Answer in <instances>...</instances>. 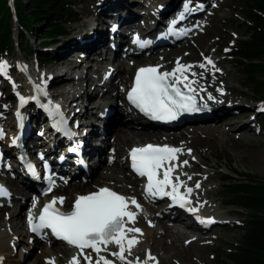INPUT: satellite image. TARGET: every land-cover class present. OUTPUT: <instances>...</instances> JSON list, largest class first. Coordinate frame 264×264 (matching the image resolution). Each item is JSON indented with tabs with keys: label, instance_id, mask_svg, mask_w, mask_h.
Instances as JSON below:
<instances>
[{
	"label": "bare ground",
	"instance_id": "bare-ground-1",
	"mask_svg": "<svg viewBox=\"0 0 264 264\" xmlns=\"http://www.w3.org/2000/svg\"><path fill=\"white\" fill-rule=\"evenodd\" d=\"M99 1H97V4L95 5V8L93 9H85V13H91L92 15L89 18L84 20L80 23L77 27H74V29H79L76 31L78 32L81 28H84L85 26H90L89 31H87L84 35H76L78 36V39H76V36L70 39H67L66 41H63V47H58L59 51L56 54H53V60L50 63L49 66H51V69L55 71V74L57 77L59 76H67L64 75L61 68L67 67L68 71L67 74L71 75L73 79L67 80L69 85L75 87L80 84L81 81H85V85L91 83L93 85L92 91L86 92L78 91L77 88L74 90H62L59 92H54L59 97H66L65 101L69 100V104H64L63 108L66 110V108H69L67 112L70 113V118L74 119L77 116L79 126L81 125V120L83 122L87 121L90 122V127H88V134L80 135L78 133L75 137L71 139V142H81L83 144V151L81 154V157L83 158L85 164L87 165V170H84L79 165V160L76 155H67L65 152L59 154L55 149H51L50 146L48 147L47 139H40V130L36 126V122L31 119L30 117H27L20 106L18 109L13 113L14 121L17 122L20 126H27L29 129L26 130V149L31 154L32 151L36 149H42L44 153V159H47L50 161L51 164L54 165L55 169H57V173H60L59 168L61 169L64 178L67 177V173L69 172L65 171L64 168L66 166L67 162L70 160H73L76 164V169L73 171V173H70L68 176L69 179H73V181L66 180L63 181V179H57L56 184L53 185V189L49 195H44L45 201L50 202L53 198H60L64 197L63 203H57L56 205L59 208H63L68 206L71 208V202L73 201V198L78 195L85 193L87 191L81 192L80 190H95L94 189H87L90 188L92 185L97 184L101 181H114L117 183V189L123 196L135 198L138 203L142 202V199H140V189H138V182L136 178H133L130 175L125 174V170H123V158H121L122 152L125 150V148L129 147L130 144H139L144 142H153L157 144H161L162 146L168 145L170 147L180 148L182 149V152L178 154V157L182 156L183 158H188L187 162L189 164H195L197 163L196 160L192 159L190 157L191 151L189 153V149L187 146L192 145L193 143L195 146L199 144V142H203L204 144L207 143V139H215L216 137H219V140H224L226 142L225 132L222 128L218 127V124L222 122L225 119H232L236 120L239 118V111L236 112L233 116H227V118H223L225 114L233 113L234 111L238 110L240 107L239 105L242 104V102L235 99L237 95L240 94H246L244 91L239 90L238 87L232 85L229 81H226V75L231 74L229 71L225 69H221L222 66V60L215 58L212 55H208L207 51H203V55L206 56V58L211 59L212 64L209 65L206 62V59H202L199 56L200 62H192V63H186L184 56H176L179 57V63L184 65H192V68L186 75H188L189 80L195 81V83L192 85L193 88L196 90L195 93L203 94L211 97L208 101L210 102H217V104H214L210 110L207 112H198V113H189L182 122L170 124V125H162V131H153V130H144L139 125V122L142 118L137 116L133 111H127V109H124L123 107H120L121 102H116L112 105L110 102L104 103L105 96L114 95L117 93H120L121 88L120 86L127 81V76L131 74L133 69L139 65V64H145L144 62H149L152 64H155L159 71L161 72H171L175 67L177 63H172V66L169 67V62H164L166 60L170 59V56L173 53H179L183 50V46L188 47V36H186L181 41H178L174 43V45H168L167 43L162 45H156L154 47H149L148 43H151L152 41H149L147 43V48L144 50V54H140L141 56H138V53L131 52V49L133 48L134 40H143L145 38V34L141 33L146 28V25L143 26L140 21H147V18H150V15H144L140 16V13L146 14V11L148 10L150 12V7H152L151 0H129V4H125L124 2L118 3L121 0H107L108 4H101L99 5ZM123 1V0H122ZM11 7L13 4V0H10ZM183 0H160V5L153 8L152 15L153 17L156 16V23L155 26L158 30H160V23L165 26V20L171 15H175L176 12L182 10L185 8L183 7ZM136 4V6H134ZM164 5L167 7V11L159 13V7L161 5ZM192 7V10L195 11V14L192 15V12L183 11L184 20H187V22H191L193 20V16H196L197 14H200L204 11V8L206 6L205 1L201 0V3L198 4L194 0H192V3L188 4ZM196 5V6H195ZM100 7V8H99ZM144 12H143V11ZM146 10V11H145ZM88 11V12H87ZM137 11V12H136ZM151 15V16H152ZM15 18V16H14ZM151 21V20H150ZM149 21V22H150ZM163 21V22H162ZM139 22V23H138ZM106 24V27H105ZM175 24H178L177 21ZM142 28V31L141 29ZM197 30V29H196ZM164 38H160L164 40V42H171V38L169 37L170 32L162 30ZM135 37V38H133ZM137 37V38H136ZM133 38V39H132ZM210 38V37H209ZM132 39V43H131ZM159 39V40H160ZM209 40V39H208ZM205 43V47L208 43ZM61 42V41H60ZM182 42H185L182 44ZM127 44V45H126ZM177 44L179 46L177 47ZM214 44V53H217L219 51L218 49V43H212ZM166 46H168L166 48ZM190 46V45H189ZM203 46V47H204ZM142 46L138 47L139 49ZM81 49L85 52L82 58H79L78 62H70L68 61V58H66L68 55L75 54L77 52V49ZM105 48H107L105 50ZM128 48V49H127ZM57 49V48H56ZM127 49V50H126ZM137 49V47H135ZM123 50H126L127 52L123 53ZM153 51H157L156 54H152L150 56V53ZM131 54V55H129ZM160 54V59L158 60L157 57ZM198 55V54H197ZM156 56V59L153 58ZM175 57V58H176ZM147 60V61H145ZM158 60V61H156ZM182 60V62H181ZM116 65L113 67L112 65ZM81 64H86L83 69H80L81 72H84L81 74H77V71L81 66ZM200 64H205V68H200ZM23 67V69L20 68L23 72V76L26 77L20 82L16 83V97L19 98V105H21V98H24L27 103H24L23 106L28 105V109H32L36 115L44 116L45 113L41 112L37 107H35L34 103L32 101H28L29 99L33 98V96H37V94H41L37 97L42 96L41 89H38L39 86L42 84V78L45 74V71H33V78L30 77L29 70L24 67L23 65H20ZM91 68V69H90ZM102 71L104 72V76L102 78V81L95 82L94 79L90 77L88 79L87 72L91 71ZM110 70H114L113 76L110 80H106V73ZM192 73H195V75H192ZM77 74V75H75ZM73 75V76H72ZM98 74H96L97 76ZM114 75H117V77H114ZM54 76V75H53ZM101 76V75H100ZM221 79L223 82L219 84V86H216L214 84L215 78ZM99 78V76H98ZM101 80V79H100ZM116 80L115 83L113 81ZM45 81V80H44ZM92 81V82H91ZM101 82V83H100ZM51 83V81H50ZM49 84L51 90H55L60 87V84ZM67 83V82H66ZM101 85V86H100ZM36 86V87H35ZM90 87V86H89ZM221 91V92H220ZM36 98V97H35ZM89 100L87 103L86 101ZM80 101V102H79ZM76 103H79V105L83 104L82 106L78 107L79 105H76ZM201 106H210L207 102H200ZM264 108V103L261 104ZM74 109H77V111H74ZM254 109V107H253ZM262 109V108H261ZM255 110V109H254ZM100 111V112H98ZM252 111V110H251ZM259 112H254V117L249 119L248 122L255 119L257 114H260ZM120 114L123 119H128L127 124L124 126H116L117 123H119L118 119L115 115ZM251 114V113H250ZM101 118V125H98L97 119L94 123V116H98ZM223 118V119H222ZM81 119V120H80ZM124 119V120H125ZM1 116H0V129H3L7 131L6 124L3 125L1 123ZM14 122L13 127L16 126V123ZM124 122V121H123ZM246 120H243V123H246ZM39 126H44L43 122H39ZM97 123V125H96ZM145 123V122H144ZM8 126L12 125V121H8ZM247 125H250L248 123ZM154 127V126H149ZM179 127V128H178ZM221 127V126H220ZM174 129H179L178 131ZM52 133H54L56 136H59L58 133L50 130ZM112 131V132H111ZM166 133H164V132ZM37 132V135H36ZM41 133V132H40ZM202 134H205V137L200 139L199 137L202 136ZM114 135V145H113V155L112 157L106 154L105 147L109 143L110 136ZM55 138V137H53ZM149 138V139H147ZM105 142L104 148L99 147L98 144L101 141ZM179 141V145L182 144L183 147L173 145L170 142ZM101 144V143H100ZM99 144V145H100ZM186 144H190L187 145ZM237 149H239V144L236 143ZM112 146V145H111ZM198 151V149H197ZM36 153L35 155H37ZM59 156L63 157V163L58 162ZM104 156H107L108 160L111 165L108 164L105 167L101 168L100 171L96 170V168L100 167L104 161ZM111 157V159H109ZM52 160V161H51ZM264 160L263 155L256 154L253 157L254 163H261ZM2 161V159H0ZM116 161V162H115ZM182 160L178 159L177 161H174V163H181ZM179 167V171H180ZM0 169H4L3 165L0 166ZM177 170V169H176ZM97 171V172H96ZM129 173V171H128ZM180 173L183 176L184 182H189V175L187 173ZM93 174L94 177L92 178L91 182H84L82 181L86 176H89ZM1 175L0 178L3 179L5 182V186L9 187L11 198L7 199L6 196H0V198H3V201L0 204V220L3 218L6 219L10 232L12 234L17 232V236L14 237L13 235L7 236L6 233L1 234L0 231V264H11V261L14 257L13 253V246L18 241H24L28 240L29 235H27V227L25 228V220L23 217H21V209L26 203L27 197H29L33 191H35L38 195L40 192L44 190L43 186H39L37 190H32L25 184H23L21 181H17V179L10 178L9 176ZM173 177H175V172L172 174ZM29 179L33 181L34 179L29 176ZM88 181V180H87ZM42 184V181H38L37 184ZM91 183V184H89ZM100 185V184H98ZM107 185V184H104ZM112 185V184H110ZM108 185V186H110ZM0 186H2L0 184ZM188 188H192L191 194L188 196L190 198L191 203L193 204V207H201L202 214H198V217L202 216H209V218L214 221L212 227L214 225H218L223 222H228L225 219H221L218 213H215L213 215L216 209H212L210 207H202L201 202H199L196 197V190L200 189L203 185L200 184V187L197 188L194 185H188ZM54 194H58V196H55ZM14 195V197H12ZM54 195V196H53ZM133 196V197H132ZM43 198V199H44ZM42 199V200H43ZM41 202V200H40ZM16 204V206H15ZM41 204V203H40ZM159 203L158 206H160ZM14 205V206H13ZM210 206V205H208ZM16 208V209H14ZM18 208V210H17ZM131 211H134L137 213L135 221H140V217L138 215V211L132 207V205L129 206ZM214 208V207H213ZM14 209V211L10 212V210ZM153 210V209H152ZM10 212V213H9ZM151 212H154L151 211ZM175 213L172 211H161L158 216L149 215L148 219L152 220V227L154 225H160V231L157 235H154L153 233L148 236V244H150L151 248L154 250L160 251V253H172L173 255L181 256L182 258L186 259V257L193 252L198 253V251L203 249V246H197L196 243L201 239L199 237V240L195 237L187 244L182 243V237H186V233L190 231V228L195 231L196 228L193 227L192 224H184L181 223L182 219L174 218ZM180 223L184 227V229H180ZM136 224V223H135ZM128 226V225H127ZM129 227V226H128ZM26 229V231H24ZM155 229V228H154ZM210 229V228H208ZM19 232V234H18ZM134 235V234H129ZM153 235V237H152ZM167 238L169 240H167ZM137 239V237H136ZM138 240V239H137ZM204 241V238H202L200 241ZM208 240V239H207ZM29 241V240H28ZM202 241V242H203ZM40 242L39 237H35L34 241L30 240V244H34ZM13 243V244H12ZM210 242H206L204 244H209ZM53 245L58 244V241H53ZM137 245V244H136ZM135 245V247H136ZM200 245V244H199ZM211 245V244H210ZM32 249L34 248L31 246ZM47 247V246H46ZM134 247V248H135ZM110 248V247H109ZM68 249L66 246L62 247L60 245H56L55 247H47L42 251H39L38 256H36L35 259L32 260V264H46L50 260H54L58 262H62L65 259V256H68ZM113 249V248H112ZM116 249V248H115ZM151 249V250H152ZM110 250V249H108ZM131 249V254H132ZM87 251L91 254L93 257V260L96 258V254L91 251V249H87ZM117 251V250H115ZM115 251L108 252L112 253ZM149 251L142 250V252L138 254H133V261L132 264H140L142 260H147ZM102 254V253H101ZM151 254V253H150ZM29 255V254H25ZM106 255V254H105ZM158 255V254H157ZM110 256V255H109ZM113 256V255H112ZM83 257V256H82ZM201 257L202 254H201ZM117 263H123L127 264L128 259L126 257V261L122 262L117 257H115ZM137 260V261H136ZM85 261V260H84ZM151 261V260H150ZM159 261V260H158ZM17 264H20L19 261H17ZM86 264V261H85ZM193 264H198L197 259H194Z\"/></svg>",
	"mask_w": 264,
	"mask_h": 264
},
{
	"label": "rangeland",
	"instance_id": "rangeland-1",
	"mask_svg": "<svg viewBox=\"0 0 264 264\" xmlns=\"http://www.w3.org/2000/svg\"><path fill=\"white\" fill-rule=\"evenodd\" d=\"M74 1L78 3L77 6L75 5V9L76 11H78L80 18L76 22L67 24L68 33L66 35L57 39L49 47H46V46L43 47L44 50L47 51L46 55H48L49 57V60L46 61L45 64L41 66L38 65L37 59L34 56H26L22 52H20L17 44L14 45L15 49L12 51V53L1 55L0 61L6 62L7 69H6V72H0V116L2 120L1 123H3V125L6 124L7 130L10 131V129L13 127V124L15 122L13 113L18 109V105H19V98L15 96L16 95V87H15L16 83L26 78L22 75L23 72L22 70H20V68L23 69V67L20 65H23L29 70L31 78H33V73H32L33 71L37 73L38 71H45V74L42 78V84L38 88V89H41L40 91H42L41 92L42 96H44L45 99L60 98L54 92H59L62 90H74L75 88H77L79 92L83 90L85 91L87 90L86 92L92 91L93 85H91V83L85 85V81L87 79H85V81H81L80 84L75 87L69 85L67 80H71L73 78L71 77V75L67 74L66 71H68V68L66 66L61 68V70L63 71V74L68 75V77L67 76L57 77L55 74V71H53V69H51V66H49L53 60V54H56L59 51L58 47L60 46L63 47V41L73 38L76 35H84L90 29V26L88 24V26L81 28L78 32L76 31L79 29V27L73 30L74 27H77L78 25H80L81 22L88 19L89 15L91 17L92 12L85 13L84 8H87V9L88 8L93 9V7L95 8V5L97 4L98 0H74ZM128 1L129 0H123V1L121 0L118 3L124 2L125 4H129ZM203 1H207L208 3H210V6H209L210 11L208 12H213L212 15L210 16L211 23L208 26L200 29L196 34L189 36L188 41H187L188 47L183 46V50L181 52L173 53L170 56V59L164 62L170 61L168 64H169V67H171L172 63L174 62L177 63V61H175L176 56H180V57L184 56L186 63L200 62L199 56L201 57V60L206 59V56L203 55V51H207L208 55H212L215 58L222 60V66H221L222 70L225 69L231 73L229 75H226L225 80L229 81L232 85L236 86V88L238 87L239 90H242L246 93V94L237 95L235 97V99L242 102V104L239 105L240 108L234 111L233 113L225 114L223 117V118H227V116H233L234 114H236L237 111H239V115H238L239 118L236 119L235 121L232 119H225L218 124V127L222 128L223 131L225 132V137L228 136L226 138V142H224V140L222 141L219 140L220 138L219 136V137H216L217 140L206 138L207 140L206 144H204L203 142L202 143L199 142L197 146H195L194 143L192 145L186 144V146L190 145V146H187V148H190L189 150L191 151L190 157L196 160L197 163L196 165L187 163V165L180 168V171L182 173L185 172L189 175V177H191V179H189V182L185 183L186 186L187 184L196 186L197 183H199V185L200 184L203 185L200 189H197L195 192L196 197L200 199L198 201L201 202L202 207L204 208L210 207L212 209H216L215 212H213L214 213L213 215H215V213H218L221 219H225L228 222H223L218 225H214V227L211 226L210 229L201 230V231H198V230L194 231L193 229L190 228L191 232L188 231L186 233V237L185 236L182 237V243L187 244L190 241H192V239H194L195 237L196 238L198 237L197 238L198 240H199V237L201 239L204 238L205 242L203 240H202L203 242L200 241L201 240L200 239L196 243V245L197 246L202 245L203 249L201 251L199 250L198 253L197 251L193 252L192 254L188 255L186 259H184L181 256L173 255L172 253H169V252L160 253V251L155 250V249L153 250L151 248L150 244H148V236L152 233L154 235H157L158 232L160 231L159 226L161 224L154 225L152 227V220L150 221L147 218L149 214L154 215L151 213V211L153 210L149 211V209L147 207L145 208L142 204V208L140 212L144 216L145 220L143 218H140V221L137 220L135 222L136 224L134 223L132 226H129V227H136L141 230L140 234L134 233L139 243H137L136 247L134 246L135 248L133 247L132 254L129 255L127 252L125 253V256L127 257L128 261H131V262L133 261V254L136 253L139 255V253L142 252V250H145V252L149 251L151 254L148 253V255L150 254L151 257L155 258L154 260H151V261L149 260L148 264H193L195 258L197 259L198 264H216L218 255H221L222 258L225 259L227 252L230 249L234 248V246L237 244V242L239 241L243 233L242 225L245 220V217H244L245 213H236L237 211H239L238 209L233 208L232 206L225 205L224 203L225 198H223L224 196L221 190L219 178L222 175H231L235 177L236 179L242 178L241 180H243L246 177L245 174H251V175L258 176V177H264V160L261 163H254L253 161V157L256 154L263 155V158H264V108L261 105L262 103H264V100L257 101L253 99L252 85L245 82L244 78L240 74L241 69L238 66L239 64H236L235 60L229 55L234 44H236V42L241 37H243L245 34L244 29L239 27L242 21L241 16H240V5H242L243 0H203ZM159 3H160V0H151L152 7L150 10H153L156 4H157L156 6H159L160 5ZM9 4L11 6L10 0H9ZM134 6H136V4ZM148 14L150 15V12L147 10L146 14L145 12L140 13V16H144ZM151 15H150V18H147V21L142 20L140 21V23L143 26H145L148 21L154 19L153 15L152 16ZM12 25L15 27L16 21L13 22ZM105 27H106V24H105ZM140 29L142 31V28ZM15 31L16 29L13 28L14 34H15ZM27 39L33 48H35L36 50L40 49L38 45V43L40 42L39 38L34 39L33 36H29V38ZM76 39L79 40L78 36H76ZM207 40H208V43L205 47L204 45L207 42ZM210 42L219 44L218 45L219 51L217 53H214V44L211 45ZM184 43L185 42H182V44ZM178 46L179 44H177V47ZM106 49L107 48H105V50ZM156 53L157 51H155L154 53H150V56ZM84 54L85 52L78 48L75 54L68 55L66 58H68V61L70 62H78L79 58H82ZM157 55H158L157 59L159 60L160 54H157ZM153 59L155 60L156 56ZM115 65L116 63L113 64L112 66L114 67ZM85 66L87 65L81 64L78 70L83 69ZM81 73H83L84 75V72H81V70L77 71V74H81ZM87 74H88L87 78L90 79L91 77L92 79L95 80V82L101 81L100 80L101 77L103 78L104 76V72L102 71L100 72L96 70L91 71V72L88 71ZM96 74L98 75L96 76ZM114 77H117V75H114ZM213 80L216 86H219V84L223 82L221 79L217 77ZM48 82L51 84V86L53 84H60V87H58L56 91L53 89L51 90ZM115 82L116 80L113 81V83ZM39 95L41 94H37V96ZM37 96H33V97H37ZM28 101L33 102L34 99L31 98ZM88 101L89 100H87L86 103ZM76 105H79V103H76ZM82 105L83 104H81V106ZM256 105L260 109L261 113L257 114L255 119L248 122L249 119L250 118L252 119L255 115L254 111H251V110H253V106H256ZM27 107L28 105L20 106L23 113L27 117H30L31 119L35 121V115H28V113L31 111L28 110ZM256 112H259V110H256L255 113ZM38 118L40 122L41 116H38ZM95 119H97L98 125L102 124L100 120L101 118L99 117V115L94 116V123L96 122ZM243 120H246L247 122L243 123ZM8 121L9 122L12 121L11 126L7 125ZM127 121L128 119H125L124 122H127ZM39 122H36L37 123L36 126L39 130L42 129L40 130L41 133L39 132V134L41 136L40 139H44L45 138V134L43 133L44 128H42L43 126L42 127L39 126L40 124ZM144 122L145 121L141 119L138 126H140L144 130L162 131L154 127L145 126L143 125ZM248 123H250V125H247ZM125 124L117 123L116 126H124ZM174 130L178 131L179 129H174ZM36 135H37V132H36ZM203 137H205V134H202V136H200L199 138L202 139ZM100 143H99L100 145L98 144V146L101 148L102 147L104 148L105 142L102 140ZM170 143H172L173 145L183 147L182 144L180 145L178 144L179 141H174ZM236 143L239 144V149H237ZM113 145H114V135L110 136L109 143L105 147L106 154L109 155V153H111L110 154L111 157L113 155ZM126 149L127 147L122 152L120 156L121 158L125 157ZM37 152L41 153V149H37ZM107 158H108L107 156H104V161L102 165L96 168V170L100 171L101 168H103V166L105 167L108 164L110 165L112 164ZM178 159L182 161H187L188 158H183L182 156H180L178 157ZM2 162L4 163V169H0V176L1 175L5 176L6 174V176L17 179V181L19 182L18 177H11V173H8L7 170H5V166H6L5 162L6 163H9V162L7 160H2ZM60 163H63V162H60ZM122 163H123L122 164L123 170H125V174L131 176V174L128 173V170L126 168V162L123 160ZM62 166L64 167L66 165H62ZM66 175L67 177L65 178L64 176H62V179L64 181L66 179L73 181V179H69L68 174ZM93 177L94 175L91 174L89 176H86V178H84L82 181L84 182V184L85 182L87 184V182L92 181ZM0 184L3 186L4 189H6L7 191L9 190V187L5 186V182L1 178H0ZM98 184L100 185L112 184L110 186H113V187L117 186L116 182L112 181L111 183V181L106 180V181H101L97 184H94L90 188H87V189H94L95 187L100 186ZM137 187H139L140 189V185H138ZM80 191L83 192V191H88V190L85 189V190H80ZM54 195L58 196V194H54ZM7 196L11 198L10 192H8ZM12 197H14V195ZM43 198H44V195L42 194L38 195L37 193H32L29 197H27L25 201L26 203L21 209V217H23V219L25 220L26 215L24 211H27L35 207L38 208L40 203H42V201L45 199ZM62 198L64 199L63 196ZM2 201H3V198H0V204ZM14 209L10 210L11 214L14 211ZM5 219H6V216L2 220H0V231L2 232L1 234L6 233L7 236L13 235L14 237H16L17 232L14 234L10 232L9 226L7 222L5 221ZM192 224H193V221H192ZM180 229H184L182 224H180ZM24 231H26V229ZM43 239L44 240L34 243V244L29 243L30 238H28L29 241L26 240L25 238L24 241H18L17 243H15L12 248L14 257L11 261V264H17V261H19L20 264H32V260L35 259L36 256H38L39 251H42L47 247H55L56 245L65 247L59 242L58 244L53 245L50 239L48 238H43ZM167 240L169 239L167 238ZM206 242L207 243L210 242V243L204 244ZM31 246H33L34 248L32 249ZM108 249H110L111 251H115V250L118 251V248L115 245H109ZM110 250H108L107 252H102L101 255L105 256L108 260L112 261L113 264H119L116 261H114L116 259L115 256H112L111 253L108 254ZM84 251L86 254L91 255L87 251V249H85ZM25 254H29V255L25 256ZM201 254L203 257H201ZM73 257H77L79 259L80 264H85L84 258L80 255L79 250L74 251L71 249H68V256H65V259L62 262L57 263L55 261V263L56 264H70V261L73 259ZM140 262H141L140 264H143L144 260ZM120 264H123V263H120Z\"/></svg>",
	"mask_w": 264,
	"mask_h": 264
},
{
	"label": "snow or ice",
	"instance_id": "snow-or-ice-1",
	"mask_svg": "<svg viewBox=\"0 0 264 264\" xmlns=\"http://www.w3.org/2000/svg\"><path fill=\"white\" fill-rule=\"evenodd\" d=\"M188 10L185 4V11ZM180 18H183V13L180 14ZM206 62L209 65L212 64L211 59L206 58ZM205 66V64L199 65L200 68H205ZM191 68L192 65H184L179 61L171 72H161L158 67L140 68L136 73L135 83L127 94L128 101L146 117L157 121H173L182 113L196 111L194 99L196 90L192 86L195 81L189 80L186 75ZM6 69V62L0 61V72H6ZM179 85H183V90ZM24 103L27 101L21 98V106ZM181 152L180 148L152 144L131 149L133 171L147 178L144 188L147 197H169L181 208L191 203L187 197L193 191L192 188L186 187L179 175L174 179L172 176L178 167H183L188 163L187 161L179 164L172 163L178 160V154ZM28 167L32 170L30 164ZM161 170L162 178H160ZM181 187L185 188L183 193L180 191ZM196 187H200L199 183ZM48 190L51 191V188ZM0 195H8L3 186H0ZM57 203L62 204L63 198H53L43 207L39 217L35 220L30 214L28 219L30 230L40 234L42 230L50 229L58 239L77 248L86 264H113L101 255L102 252L108 251L109 245L117 246L118 251L112 252L111 255L124 262L126 261L125 253L130 255L131 249L139 243L135 235L129 234H140L141 230L127 226L135 223L137 215L136 212L130 210L129 206L140 208L135 198L125 197L108 188H100L97 192L78 196L69 212L60 211L55 207ZM187 210L195 213L197 208L188 207ZM197 220L206 224L214 222L211 219L202 220L200 217H197ZM85 249H91L96 254L95 260L85 253ZM154 259L149 254L143 264H148L149 260ZM48 264H54V260H50ZM70 264H80L79 259L73 257ZM127 264H132V262L128 261Z\"/></svg>",
	"mask_w": 264,
	"mask_h": 264
},
{
	"label": "trees",
	"instance_id": "trees-1",
	"mask_svg": "<svg viewBox=\"0 0 264 264\" xmlns=\"http://www.w3.org/2000/svg\"><path fill=\"white\" fill-rule=\"evenodd\" d=\"M77 4L74 0H13L11 7L9 0H0V57L12 53L17 44L24 55L34 56L40 66L45 64L49 57L43 47L66 35L67 24L79 20ZM240 16L239 27L245 34L229 55L239 64L245 82L252 85L253 99L261 101L264 100V0H243ZM29 36L40 39V49L31 46ZM121 118L118 116L119 123H127ZM143 125L162 128L149 122ZM245 175L243 180L231 175L219 178L225 205L238 209L236 213H245V220L239 241L225 259L218 255L216 264H264V177Z\"/></svg>",
	"mask_w": 264,
	"mask_h": 264
}]
</instances>
